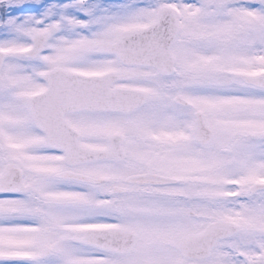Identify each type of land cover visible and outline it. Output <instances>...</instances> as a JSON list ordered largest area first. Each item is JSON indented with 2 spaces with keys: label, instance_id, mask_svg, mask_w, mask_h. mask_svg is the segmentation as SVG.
<instances>
[{
  "label": "snow or ice",
  "instance_id": "obj_1",
  "mask_svg": "<svg viewBox=\"0 0 264 264\" xmlns=\"http://www.w3.org/2000/svg\"><path fill=\"white\" fill-rule=\"evenodd\" d=\"M0 264H264V0H0Z\"/></svg>",
  "mask_w": 264,
  "mask_h": 264
}]
</instances>
